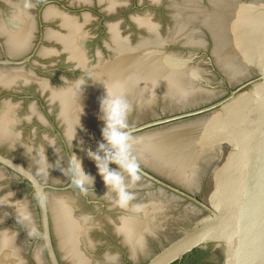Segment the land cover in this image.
<instances>
[{
	"label": "water",
	"instance_id": "95a60500",
	"mask_svg": "<svg viewBox=\"0 0 264 264\" xmlns=\"http://www.w3.org/2000/svg\"><path fill=\"white\" fill-rule=\"evenodd\" d=\"M264 264V98L190 158L90 264Z\"/></svg>",
	"mask_w": 264,
	"mask_h": 264
},
{
	"label": "clouds",
	"instance_id": "9594fccd",
	"mask_svg": "<svg viewBox=\"0 0 264 264\" xmlns=\"http://www.w3.org/2000/svg\"><path fill=\"white\" fill-rule=\"evenodd\" d=\"M105 93L98 104L99 112L102 113L99 118L103 121L101 134L104 142L98 144L97 151L88 152V156L95 161L106 188H111L117 194V203L123 207L133 197L127 191V185L118 169L126 172L132 183L140 179L139 165L130 153V135L125 131L128 128L127 115L130 107L120 96H112L107 91ZM100 152H103V156ZM110 163H115L118 168L110 169ZM69 166L74 168L76 176L79 177V182L75 178L73 180L78 190H83V185L88 180L93 185L94 178L82 172L81 164L74 155L69 160Z\"/></svg>",
	"mask_w": 264,
	"mask_h": 264
},
{
	"label": "trees",
	"instance_id": "16d2710c",
	"mask_svg": "<svg viewBox=\"0 0 264 264\" xmlns=\"http://www.w3.org/2000/svg\"><path fill=\"white\" fill-rule=\"evenodd\" d=\"M208 254V250L195 249L191 253L183 257L182 260L173 264H208L203 262Z\"/></svg>",
	"mask_w": 264,
	"mask_h": 264
},
{
	"label": "flooded vegetation",
	"instance_id": "af4514ba",
	"mask_svg": "<svg viewBox=\"0 0 264 264\" xmlns=\"http://www.w3.org/2000/svg\"><path fill=\"white\" fill-rule=\"evenodd\" d=\"M203 262L210 264L209 262H206V260H205V259L203 260Z\"/></svg>",
	"mask_w": 264,
	"mask_h": 264
}]
</instances>
